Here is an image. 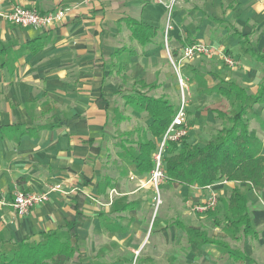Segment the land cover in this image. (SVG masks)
I'll return each mask as SVG.
<instances>
[{"label": "crops", "instance_id": "crops-1", "mask_svg": "<svg viewBox=\"0 0 264 264\" xmlns=\"http://www.w3.org/2000/svg\"><path fill=\"white\" fill-rule=\"evenodd\" d=\"M15 6L39 13L71 11L49 29H26L7 18ZM166 10L158 0H0V262L4 253L11 256L14 243L37 244L48 233L75 223L78 255H58L50 264H264L262 189L240 186L256 238L215 226L225 222L226 202L237 186L226 181L206 189L189 188L199 204L216 194L214 212L199 218L190 213L185 221L183 210L180 221L160 219L155 224L159 218L150 207L153 188L140 184L150 173L141 175L133 164L126 169L119 156L107 160L111 153L103 140L108 135L110 93L122 90L113 91L118 83L149 84L144 75L150 67L164 65L161 28ZM126 18L158 28L157 38L142 47L132 39ZM172 18L168 36L172 50L180 51L191 42L215 49L211 58L184 62L183 70L211 78L216 90L227 82L261 97L257 103L249 102L246 119L257 151L264 155V59L255 57L264 58V0H182L173 8ZM122 48L133 53L113 59ZM222 55L235 60L236 67L224 64ZM120 59L123 67L118 72L124 67L126 72L115 83L111 75ZM132 62L136 67L130 79ZM215 97V106L226 99ZM231 99L238 109L239 103ZM207 111L218 117L217 111L227 113L222 106ZM201 123L196 127L204 128ZM188 143L203 144L191 139ZM98 147L100 152L95 151ZM54 185L65 193H52L48 203L30 214L20 216L11 207L15 192L45 193ZM78 194L84 197L82 215L75 207ZM126 204L130 208L124 210ZM161 206L154 205L156 213ZM176 227L181 235L175 233ZM213 240L223 245L210 243Z\"/></svg>", "mask_w": 264, "mask_h": 264}, {"label": "trees", "instance_id": "trees-1", "mask_svg": "<svg viewBox=\"0 0 264 264\" xmlns=\"http://www.w3.org/2000/svg\"><path fill=\"white\" fill-rule=\"evenodd\" d=\"M127 27L131 31L132 39L142 47L152 43L158 36V28L145 26L132 18L125 19ZM242 38L239 32H235ZM191 42L189 44H192ZM125 52L133 53L127 48L117 50L113 55L118 58ZM180 51L172 50L174 58L179 57ZM256 58L263 56L255 55ZM144 89H132L122 93V98L127 106L136 109L140 113H147L152 119L150 125L154 140L140 143L138 153L131 156L135 169L141 175L149 174L154 165L152 155L157 145L155 140L160 139L175 118L179 106L166 96L151 94L159 85L140 84ZM218 94L226 99L235 98L238 109L229 117L230 127L220 132L214 139L201 144H190L188 138L183 144L171 143L168 145L164 161L166 182L169 185L181 187L206 189L223 181L235 183L226 202L227 218L222 224L215 226L230 230L233 234L244 238H256L257 232L253 229L252 215L245 192L241 185H249L251 188H260L264 191V155H260L255 146L256 138L249 130L247 124V109L249 102L257 103L261 97L248 95L246 89L227 82H222L217 87ZM264 91V88L262 89ZM263 94V93H262ZM221 116L224 113L217 111ZM127 148V145L121 144ZM182 146V147H181ZM100 152L101 148H95ZM155 193V191H154ZM84 197L76 196L75 207L77 214L82 215ZM124 210L130 208V204L123 206ZM45 239L37 244L28 242L14 243L11 247V256L7 253L2 255L1 264H50L55 256L74 258L78 255L76 224L67 225V229L50 232ZM207 240H201L205 243ZM212 244L223 245L213 240ZM236 255H243L233 251Z\"/></svg>", "mask_w": 264, "mask_h": 264}, {"label": "rangeland", "instance_id": "rangeland-1", "mask_svg": "<svg viewBox=\"0 0 264 264\" xmlns=\"http://www.w3.org/2000/svg\"><path fill=\"white\" fill-rule=\"evenodd\" d=\"M172 13L168 12L167 10L165 11L164 26L161 28V33L164 36L163 47L165 48L164 50L166 55V57L162 61L164 65L159 64L160 62H158L159 65L157 67H150L151 64H154V62H150L151 64H149L148 66L151 69L148 70L147 73L144 75V80L149 84L152 83L153 85H160L163 83V87H161L160 85L157 90L151 92V94L155 96H167L173 103L180 106L183 97V90L180 83V77L183 79L187 87L184 89V94L187 100V108L189 110V123H187V128L190 134L188 138L195 141L200 140L203 143L201 145H204L205 142H207L206 139H208V141L214 139L220 132L231 126L229 117L231 116V114L233 115V113L231 112H235L237 106L236 104L231 103L232 99L231 101L230 99H224L221 104H217L215 106L216 103L214 102V98H216L215 96L218 94L216 87H214L212 84L211 78L207 80L204 76H199V74L193 73L188 69L183 70V65H181V67L179 68L177 60L180 55L177 58L172 57V60L175 65L170 60L169 53L171 54L172 46L168 43L167 49L165 39H168V36L170 34L168 27L173 25ZM179 53H181V50ZM195 59L197 58H194L193 60ZM199 59L204 58L201 57ZM193 60H191L190 63ZM121 61L122 59H120V61L116 63V66L115 68H113L112 71L113 74L111 76L112 79L115 80V83H117V81L122 78L123 70H125L126 72L125 67L124 69L122 68V71L118 72V68L123 65L121 64ZM135 67L136 66L133 62L128 63V78L131 79L133 77ZM234 67H236V65ZM139 82L140 81L137 82L134 80L128 81V84L122 83L120 85V83H118L115 84L112 89L113 91H116L119 90V88L121 87L122 93H127V90H132L134 88L137 89L138 86L141 90H143L144 88L140 85ZM122 93L119 95H113V93H110L111 96L109 97L108 103L110 119L109 123L107 124L108 127L106 129V133L108 135L106 136V139L103 140V145L106 147L107 152L111 153L110 157L107 159L108 161H112L114 158L119 156V158H121L122 160L118 161L119 164L124 162L122 165H124L126 169H129V167L132 169L133 163L131 156L138 153L139 144L153 140V136L150 130L152 119L147 113H140L136 109L127 106L125 104L124 99L122 98ZM219 106H222L224 108V112L227 111V113H224V117L221 116L222 118L218 117L213 112L207 111L211 108H218ZM201 121V124L204 128H197L196 126L198 125V122L200 123ZM190 129L192 130L190 131ZM121 144L129 146V148L127 147L125 150L122 148ZM153 191H155L154 188ZM160 193L161 198L163 199V205L158 210L159 215L158 212L156 213V208L154 207L155 201L153 199L151 200L152 203L150 206L153 209L152 215L154 216L156 214L155 218L157 216L159 218L156 220L155 224H157V221L160 219V222L163 221L169 223L175 220H179L180 216H182L183 210H185L183 212L185 213V218H187V220L185 221H189L188 219L190 218L191 214H196L195 216H197V218L203 216L201 214H197L194 211V208L200 203V201L194 200L192 190L190 191L187 188H181L179 186L172 187V185L167 184V182L165 181L160 187ZM154 195L156 196L155 193ZM214 211H209L204 215H208ZM190 221L192 222V220ZM201 221L202 220H199V222ZM175 233L177 235H181L182 232L177 228V231H175ZM127 264L140 263H138V261L134 263L133 261L131 263L127 262Z\"/></svg>", "mask_w": 264, "mask_h": 264}, {"label": "built area", "instance_id": "built-area-1", "mask_svg": "<svg viewBox=\"0 0 264 264\" xmlns=\"http://www.w3.org/2000/svg\"><path fill=\"white\" fill-rule=\"evenodd\" d=\"M163 3L168 12L172 13L173 8L182 0H167ZM71 11L70 8L58 9L50 13H39L36 10L28 9L22 6H15L7 18L16 26L22 28H34V29H49L57 23H61ZM171 29V26L168 27ZM166 45L168 49V39L166 38ZM169 53L170 60L173 62V56ZM215 55V49L203 42H194L186 45L182 48L180 57L177 60L178 67L186 61H191L194 58H211ZM222 59L225 64L230 67H234L236 64L232 58L227 55H222ZM175 65V63L173 62ZM176 67V66H175ZM177 68V67H176ZM178 70V69H177ZM179 73V71H178ZM180 83L183 90V97L181 104L177 111L175 118L170 126L167 128L163 136L158 140L157 148L152 155L153 169L147 179L141 180V187H152L155 190V206L159 208L162 205V198L160 193V187L166 181L164 161L167 154L168 145L176 143L178 145L183 144L186 138L189 136V130L187 128V100L185 98L184 89L187 88L183 79L180 77ZM54 192H63L60 185L52 186L49 191L45 193H25L22 191L15 192L14 200L11 203V207L20 215L26 216L37 206L44 205L50 201V195ZM65 193V192H63ZM218 206V197L216 194H212L210 198L197 205L194 211L197 214L204 215L209 211H214ZM138 255V252L136 253Z\"/></svg>", "mask_w": 264, "mask_h": 264}]
</instances>
